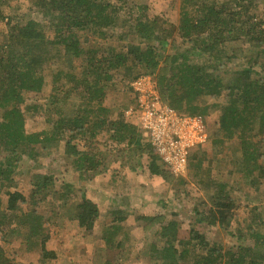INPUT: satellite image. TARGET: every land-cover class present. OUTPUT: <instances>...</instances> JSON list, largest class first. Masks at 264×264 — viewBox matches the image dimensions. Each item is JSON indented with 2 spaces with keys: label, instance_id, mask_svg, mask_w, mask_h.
<instances>
[{
  "label": "trees",
  "instance_id": "16d2710c",
  "mask_svg": "<svg viewBox=\"0 0 264 264\" xmlns=\"http://www.w3.org/2000/svg\"><path fill=\"white\" fill-rule=\"evenodd\" d=\"M15 1L0 0V264H22L5 252L14 240L41 264L55 259L49 234L65 218L52 207L41 210L48 197L60 209L70 200L67 218L91 232L99 207L78 180L102 176L113 164L134 166L146 154L150 175L185 183L164 175L135 117L125 115L137 108L129 84L142 74L154 77L161 100L176 112L205 118L211 145L209 154L188 157L190 180L206 199L189 201L195 212L186 238L175 220L146 221L160 242L149 249L148 264H264L260 214L251 208L237 218L235 196L241 186L264 183V9L257 0H178L175 23L143 4L126 7L130 0H17L30 3L24 21ZM47 87L49 128L28 132L25 112L37 110L29 97ZM70 97L75 107L67 114ZM41 157L62 161V172L70 169L78 180L56 190L52 173L31 170L30 187L19 190L22 159L36 167ZM100 230L111 245L119 226ZM103 252L95 248L91 263L101 264Z\"/></svg>",
  "mask_w": 264,
  "mask_h": 264
},
{
  "label": "rangeland",
  "instance_id": "374dc122",
  "mask_svg": "<svg viewBox=\"0 0 264 264\" xmlns=\"http://www.w3.org/2000/svg\"><path fill=\"white\" fill-rule=\"evenodd\" d=\"M137 4H143L148 7L149 12L158 13L160 15H163L164 18L171 21L172 23H175V20L177 19V13H178V0H130L127 4H125L126 7H133L135 8V3ZM16 5L19 6L18 9V15L19 20L20 18H23L25 21L27 18L28 9L31 7L30 3L27 1L20 2L15 1ZM15 5V6H16ZM256 7L259 10L264 9V0H257L256 1ZM134 11H136L134 9ZM151 12V13H152ZM118 32V30H117ZM115 32V33H117ZM115 40V39H114ZM167 47V46H166ZM49 78V76H47ZM48 80V79H47ZM50 87V86H49ZM49 87L43 90L40 94H32L30 98L31 105H35L37 110L33 111V109H30L28 112H25L26 118H25V129L28 132H36L41 130H47L48 124H45L44 118L47 117L46 111L49 110L50 104L48 102V93H49ZM50 100V99H49ZM74 98L70 97L66 104L63 106L65 107V112L67 114L71 113V110L73 111L75 107ZM33 114V115H32ZM216 120V114L209 115L207 117V125H211ZM145 139V138H144ZM147 141V139H145ZM235 145H231V150L235 149ZM211 151V145L209 142H206L204 146H197L191 149V156H195L196 159L201 157L203 154H209ZM149 158L146 154L141 155L140 157L135 158V168L134 170H138V176L140 175V172L143 173L141 176L142 182H145L148 187L153 188L150 191L153 190L154 195L150 196V194H146L145 199L146 201H150V204H148L143 212L149 213V214H155V215H162L164 217V220H175L178 222L179 225V231L178 234L181 235L183 238H186L187 230L189 228V224L193 221L194 217V210L190 209V206L188 205L189 201H193L197 197L205 198V195L202 194L197 187L192 183L190 180V175L187 170L185 176L181 177L184 179L185 183L180 187L179 185L175 184H168L166 181L164 182V187L162 186V183H160L159 180H163L158 177L151 176L148 169ZM38 163H36V167H34L33 163L28 164V160L25 158L22 159L21 165H19V168L17 169V181H18V189L23 191L24 193L27 191V189L30 187L28 185V180L30 177V171L34 172H46V173H52L55 182H53L56 190L60 188V186L63 184V181L65 182L67 179H70L71 181L76 180L77 175L73 174V172L68 169L66 172H62L64 170V167L62 166V161L60 160H54L51 161L50 159H46L45 157H41L37 160ZM130 162L123 161V165L120 166V168H117V164H113L112 168L109 169L107 173H105L102 176L95 177V179H100L99 183L97 185L104 187H110L109 180L112 176V173H110L112 170H115V172H118V174L113 176H123L127 173L128 169L127 166L130 167ZM159 163V162H158ZM193 163V161H192ZM162 169L166 171L164 175L171 177V174L167 169L164 167L163 164H160ZM117 168V169H116ZM67 169V168H65ZM125 177H127L125 175ZM174 177V176H173ZM124 178V177H121ZM78 180V179H77ZM92 179L91 181H93ZM131 180V179H130ZM139 180V179H138ZM173 180V179H172ZM230 180V179H229ZM79 181V184L84 186L85 181ZM125 183V178H124ZM89 182V181H88ZM86 182V183H88ZM108 185H107V184ZM152 184V185H151ZM126 185V184H125ZM125 185L120 184L119 186L124 187ZM162 186V188H161ZM171 186L173 187V190H171ZM242 189L239 192H235L236 200L239 202L240 208L237 210V218L242 219L246 217L247 212H250L251 208H257L255 212L260 214V226L257 228V232L263 233V227L264 224H262V220L264 222V204H261L260 199L264 195V183L257 188V190L252 189H246V187L241 186ZM123 188V190H124ZM146 188V187H145ZM176 188V190H174ZM144 190V194L147 190ZM97 192V191H96ZM148 192V191H147ZM95 198L98 199L99 206L103 205L105 198L101 196V194L95 193ZM54 199L51 197H48L45 201V203L41 204L44 205L45 208H41L42 211L49 212L50 207H52L55 211L59 212L58 214H63L62 216L65 219H62L61 225L59 227H51L50 234H49V243L48 247L53 249L56 253V257L50 264H90L89 259L93 255V247L91 245L96 242L98 244L99 241V233L97 227L93 228L91 232H83L80 231L78 228H76L75 222L70 221L67 217H71L72 215V208L70 206V203L72 202L69 200L67 204H63V208H57L52 206ZM106 206V205H105ZM107 207V206H106ZM253 214H249V217H252ZM104 216V215H103ZM101 216V218H103ZM102 221V220H100ZM100 221H97L98 224H100ZM148 225V224H147ZM153 224L150 226L148 225L147 231H138L140 234H144V238L146 240L150 241V244H158V238L155 233L154 228L152 227ZM199 227V226H196ZM234 232V231H232ZM211 237L213 235L211 234ZM221 242L225 244H231V238L224 237L223 234H220ZM219 237V238H220ZM119 239V236H118ZM120 240V239H119ZM130 243V242H129ZM159 246V244H158ZM145 245L144 244H132L131 247L128 248V251H104V260H111L113 262L112 264H148V251L147 249L144 250ZM5 252L8 256L13 257L15 261L21 262L22 264L27 263H33V264H41V259L38 257L37 254L34 253H22L18 250V242L12 241L10 244H4ZM148 248V246H147ZM152 248V247H150ZM83 252V253H82ZM103 260H98V263L103 264Z\"/></svg>",
  "mask_w": 264,
  "mask_h": 264
},
{
  "label": "built area",
  "instance_id": "2783aa9c",
  "mask_svg": "<svg viewBox=\"0 0 264 264\" xmlns=\"http://www.w3.org/2000/svg\"><path fill=\"white\" fill-rule=\"evenodd\" d=\"M129 87L136 96L137 108L125 111L135 117L137 126L153 153L174 177H183L191 149L204 146L208 140L205 118L183 115L164 103L153 76L142 74L131 80Z\"/></svg>",
  "mask_w": 264,
  "mask_h": 264
},
{
  "label": "crops",
  "instance_id": "0c3cea01",
  "mask_svg": "<svg viewBox=\"0 0 264 264\" xmlns=\"http://www.w3.org/2000/svg\"><path fill=\"white\" fill-rule=\"evenodd\" d=\"M118 166L117 168H120L121 165H123V161L120 162L119 164L116 163ZM136 165V164H135ZM134 166H127V173L125 175L121 176L125 178V183H124V178H121L120 176H113L118 174V172H115V170H112L110 173H112V176L109 180L110 187H104L97 185L100 179H95L93 181H89L88 183L84 182V188L90 191L91 198L92 200L96 203V205L99 207V215L97 221H100V224L95 223V227H97L99 233V238H101V225L105 224L106 226L108 225H116L119 226V230L117 231L116 236L112 239L111 245L106 244L102 239H99L98 244L94 242L91 247H93L92 250L95 248L99 247L103 249V251H128V248L131 247L132 244H144V250L147 249L149 252L150 247H158V244L160 245V242L157 241L158 244H150L149 240H146L144 238V234L138 233V231H147L145 230L146 226V221L148 220L149 217H158L162 215H155V214H149L146 212H143L145 208H147L148 204H150V201H146L145 196L146 194H152L154 195L152 187H148V182L147 184L145 180L141 179V176L143 173L140 172V175L138 176V170H134ZM116 168V169H117ZM154 177H158L155 175H151ZM161 178V177H158ZM131 179V180H130ZM139 179V180H138ZM162 179V178H161ZM160 183H162V186L164 187V182L163 180H159ZM107 184V183H106ZM120 184L125 185L124 187L119 186ZM108 185V184H107ZM152 185V184H151ZM161 186V188H162ZM146 187V188H145ZM124 188V190H123ZM165 188V187H164ZM147 190L144 194V190ZM97 191V192H96ZM95 193L101 194L105 198V201L103 205L99 206L98 199L95 198ZM107 207H106V206ZM147 206V207H146ZM116 210H120V213H117L116 215L113 213ZM104 215V216H103ZM103 216V218H101ZM161 222H165L164 217L162 216ZM146 233V232H145ZM119 236V239H118ZM130 242V243H129ZM113 244H117L113 246ZM148 246V248H147ZM146 252V251H145ZM83 253V252H82ZM105 261V260H103ZM107 261V260H106ZM90 264H92L91 257L89 259ZM111 260L108 261L107 264H112ZM105 264V262H103Z\"/></svg>",
  "mask_w": 264,
  "mask_h": 264
}]
</instances>
